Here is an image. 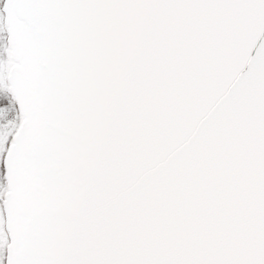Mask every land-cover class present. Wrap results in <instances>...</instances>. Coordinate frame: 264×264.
Listing matches in <instances>:
<instances>
[{
    "label": "snow or ice",
    "instance_id": "obj_1",
    "mask_svg": "<svg viewBox=\"0 0 264 264\" xmlns=\"http://www.w3.org/2000/svg\"><path fill=\"white\" fill-rule=\"evenodd\" d=\"M0 264H264V0H0Z\"/></svg>",
    "mask_w": 264,
    "mask_h": 264
}]
</instances>
